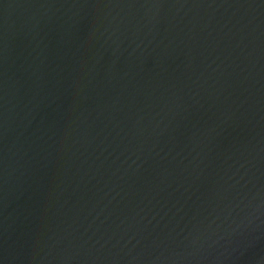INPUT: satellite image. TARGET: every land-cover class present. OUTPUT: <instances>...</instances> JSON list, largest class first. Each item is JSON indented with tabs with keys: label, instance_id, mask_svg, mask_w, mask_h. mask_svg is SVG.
I'll return each instance as SVG.
<instances>
[{
	"label": "water",
	"instance_id": "1",
	"mask_svg": "<svg viewBox=\"0 0 264 264\" xmlns=\"http://www.w3.org/2000/svg\"><path fill=\"white\" fill-rule=\"evenodd\" d=\"M0 264H264V0H0Z\"/></svg>",
	"mask_w": 264,
	"mask_h": 264
}]
</instances>
